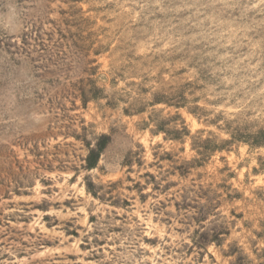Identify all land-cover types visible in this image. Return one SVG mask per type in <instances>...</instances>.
Wrapping results in <instances>:
<instances>
[{"label":"rangeland","instance_id":"rangeland-1","mask_svg":"<svg viewBox=\"0 0 264 264\" xmlns=\"http://www.w3.org/2000/svg\"><path fill=\"white\" fill-rule=\"evenodd\" d=\"M260 131L264 0H0V264H264Z\"/></svg>","mask_w":264,"mask_h":264},{"label":"trees","instance_id":"trees-1","mask_svg":"<svg viewBox=\"0 0 264 264\" xmlns=\"http://www.w3.org/2000/svg\"><path fill=\"white\" fill-rule=\"evenodd\" d=\"M234 141H238V139L232 137V143ZM230 144H231V141H226L221 146L215 147L214 151L215 150L222 151V150H224V148H226V146H228ZM246 144L251 148H264V131H260L259 133H257V136L254 139V141H252L250 143H246ZM100 152L101 151H97V152L90 151V154L86 158V169L91 170V169L95 168L97 158L100 155Z\"/></svg>","mask_w":264,"mask_h":264}]
</instances>
